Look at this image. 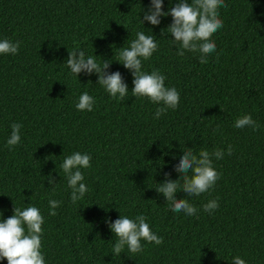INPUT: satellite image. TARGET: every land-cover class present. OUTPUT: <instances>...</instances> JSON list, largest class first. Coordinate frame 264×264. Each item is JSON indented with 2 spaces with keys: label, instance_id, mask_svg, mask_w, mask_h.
I'll list each match as a JSON object with an SVG mask.
<instances>
[{
  "label": "trees",
  "instance_id": "trees-1",
  "mask_svg": "<svg viewBox=\"0 0 264 264\" xmlns=\"http://www.w3.org/2000/svg\"><path fill=\"white\" fill-rule=\"evenodd\" d=\"M177 2L163 0L162 11ZM150 3L0 0V40L20 42L16 55H0V220L14 206L39 208L46 264H232L235 256L264 264V0H225L223 28L212 37L216 51L206 64L199 52L177 55L166 29L170 15L156 26L140 23ZM138 31L158 44L143 71L159 69L165 86L180 93L178 107L159 119L158 105L131 96V72L115 61ZM74 49L98 63L112 61L107 71L121 73L128 99L110 98L95 73L72 75L66 60ZM85 91L95 99L91 112L75 107ZM245 114L258 130L233 127ZM13 123L22 125L21 142L9 150ZM185 148L226 153L213 159L220 179L210 192L176 193L198 209L194 216L172 212L155 190L165 173L178 178ZM74 152L91 156V167L81 169L89 191L75 205L60 167ZM217 198L219 207L204 212L202 205ZM50 199L63 202L56 216L48 214ZM120 215H144L163 243L141 241L143 252L113 255L115 237L105 220Z\"/></svg>",
  "mask_w": 264,
  "mask_h": 264
},
{
  "label": "clouds",
  "instance_id": "clouds-1",
  "mask_svg": "<svg viewBox=\"0 0 264 264\" xmlns=\"http://www.w3.org/2000/svg\"><path fill=\"white\" fill-rule=\"evenodd\" d=\"M162 3L163 0H151L150 7L144 12L143 20L139 19L140 23L147 21L156 26L160 24L161 17L170 15L172 22L166 29L172 37L171 45L176 47L177 55L183 56L185 51L199 52V62L208 63L207 57L216 51V44L212 37L223 28L219 9L227 7L225 0H191L190 3L187 0H178L167 12L162 11ZM163 34L161 31V35ZM19 49V41L0 40V55H16ZM157 50L158 44L154 36L138 31L136 39L130 42L129 47L119 48L117 59H115L131 72L133 77L131 96L135 99L145 98L158 105L154 113L155 119H159L169 109L175 110L180 101L179 91L175 87L165 86L166 77L159 69H154L151 73L143 71L142 62L149 60ZM111 62L101 59L98 63L94 55L86 56L83 50L74 49L71 52L68 51L66 65L76 78L81 72L89 75L95 73L98 77L96 83L109 97L123 102L129 97L128 86L119 71L112 73L107 71ZM94 104V97L85 91L79 95L75 107L78 111L91 112ZM10 127L11 133L6 141V147L13 150L21 142L22 125L13 123ZM233 127L237 129L250 127L256 131L260 125L250 114H245L235 120ZM232 151V146L229 145L227 154L231 155ZM225 154L224 150L217 148L212 152L202 149L196 155L192 148H185L179 157V163L175 165V171L180 175L176 180H169L168 174L165 173L166 178L155 188L156 192L162 194L172 212H183L186 216L196 215L198 209L189 203L188 199H176V193L183 191L187 197H192L210 192L220 179V173L213 167V159H223ZM60 167L67 179V187L70 189V201L75 205L89 191L83 182L85 177L81 169L91 167V156L74 152L64 158ZM47 179L49 184L55 185L51 176ZM62 203V201L50 199L48 214L56 216V209ZM218 207V198L202 205L203 211L210 215ZM2 215L3 213L0 212V217ZM146 220L144 215H138L134 219L120 215L115 221L105 220L115 237L113 255L120 256L125 248L130 253H141L144 251L141 241L154 245L163 243V237L153 232ZM43 224L44 217L39 208L29 206L21 210L14 206L13 215L0 220V260L6 259L7 264H46L41 251ZM232 264H246V262L240 256H235Z\"/></svg>",
  "mask_w": 264,
  "mask_h": 264
}]
</instances>
